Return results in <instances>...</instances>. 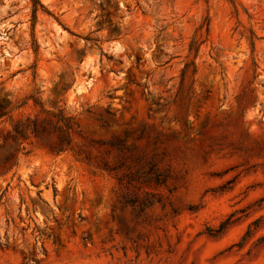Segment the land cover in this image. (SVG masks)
I'll return each instance as SVG.
<instances>
[{
	"label": "rangeland",
	"instance_id": "obj_1",
	"mask_svg": "<svg viewBox=\"0 0 264 264\" xmlns=\"http://www.w3.org/2000/svg\"><path fill=\"white\" fill-rule=\"evenodd\" d=\"M0 0V264H264V0Z\"/></svg>",
	"mask_w": 264,
	"mask_h": 264
},
{
	"label": "trees",
	"instance_id": "obj_2",
	"mask_svg": "<svg viewBox=\"0 0 264 264\" xmlns=\"http://www.w3.org/2000/svg\"><path fill=\"white\" fill-rule=\"evenodd\" d=\"M33 1V14L34 18L37 16V10L39 6H43L40 0H32ZM1 108V104H0ZM5 113H0V118L4 115ZM2 132V128H0V133Z\"/></svg>",
	"mask_w": 264,
	"mask_h": 264
}]
</instances>
